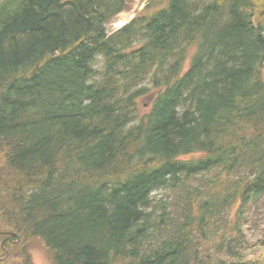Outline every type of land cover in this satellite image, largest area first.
<instances>
[{"label":"trees","instance_id":"16d2710c","mask_svg":"<svg viewBox=\"0 0 264 264\" xmlns=\"http://www.w3.org/2000/svg\"><path fill=\"white\" fill-rule=\"evenodd\" d=\"M131 1L0 0V240L22 264L30 240L50 264H264L242 232L264 215L252 0H160L108 33Z\"/></svg>","mask_w":264,"mask_h":264},{"label":"rangeland","instance_id":"374dc122","mask_svg":"<svg viewBox=\"0 0 264 264\" xmlns=\"http://www.w3.org/2000/svg\"><path fill=\"white\" fill-rule=\"evenodd\" d=\"M254 4V18L253 22L258 25L260 24L264 28V9L262 7L261 0H252ZM158 6L160 4V0H132L127 3L125 10L115 17L110 23L106 25L108 33H113L115 30L120 29L127 22L137 17L138 14H141L145 11L148 5ZM193 52V49L189 51V55ZM187 69V63L184 65V71ZM139 105V113L144 114L146 112V108L149 106L150 102L147 100H141ZM199 156V155H198ZM198 156H187V158H183L184 160L190 158H197ZM167 193H158L156 197L160 195H164L165 197L169 196ZM254 219H250V221L242 227L243 238L249 244L248 247H251L249 250L256 249L259 251V255H264V249H262V244H258V242H264V215H256L252 217ZM0 236H4L3 233ZM4 239L0 240V264H22L21 262V254L19 249L24 246L23 241L18 242L21 246L19 249L17 247L14 248L12 245L11 248L6 247L4 243ZM13 243V242H12ZM258 244V245H257ZM28 255L31 261V264H50L46 259V250H44L42 244L38 241L30 240L27 242ZM254 251V250H253Z\"/></svg>","mask_w":264,"mask_h":264}]
</instances>
